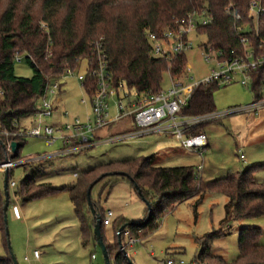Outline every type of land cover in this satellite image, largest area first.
Masks as SVG:
<instances>
[{"label":"trees","instance_id":"16d2710c","mask_svg":"<svg viewBox=\"0 0 264 264\" xmlns=\"http://www.w3.org/2000/svg\"><path fill=\"white\" fill-rule=\"evenodd\" d=\"M252 1L258 0H142L143 5L130 14L118 9L116 0H0V132H14L24 128L27 121L32 123L46 84L58 79L65 69H77L83 60L88 67V62H93L96 56L97 42L114 81L122 80L136 94L158 93L163 75L180 76L185 71L186 60L184 54L169 62L152 59L148 35L160 34L176 20L193 12L205 11L210 16L211 24L198 29L197 33L216 50L240 55L242 49L238 38L245 36L254 52L263 53L264 12L258 19L256 31H252L248 17ZM259 1L264 10V0ZM229 4L231 8L226 11ZM247 26L246 32L237 31V28ZM16 53L29 66V78L14 74ZM263 77L262 71L252 76L248 88L254 101L261 98ZM218 88L214 84L193 88L182 114L214 113L213 94ZM83 90L91 98L93 82L89 77H85ZM201 129L202 126L194 132L203 133ZM8 140L18 144L16 155L9 156L10 159L18 157L25 141L0 135V162L7 158L4 146ZM262 169L264 163L255 164L240 172L228 173L222 179L204 182L190 166L164 168L148 157L98 164L83 173L74 185L59 190L47 184H36L37 170H30L17 185V195L22 203H26L60 190L66 191L78 222L82 245L92 243L97 248L93 237L94 217L86 201L87 190L102 180L109 181L106 185L109 188L118 180L129 183L133 193L149 204L150 213L145 206L140 222L130 223L121 217L115 219L111 224V244L104 241V226L100 228L110 264H129L118 246L120 241L126 251L122 233L126 231L130 238L144 242L158 230L159 219L187 200L198 198L196 207L205 195L224 196L227 203L221 226L228 224L229 219L247 222L264 217V182L254 179V174ZM115 172L127 177L110 176ZM3 205L0 188V233L6 252L5 257L0 258V264H12L3 223ZM91 205L102 219L104 211L99 203L91 202ZM121 227L124 229L119 233ZM222 236L219 231L200 238L201 248L194 264H264V246L258 244L259 228L245 226L239 230L237 257L229 263L210 253V244Z\"/></svg>","mask_w":264,"mask_h":264},{"label":"rangeland","instance_id":"374dc122","mask_svg":"<svg viewBox=\"0 0 264 264\" xmlns=\"http://www.w3.org/2000/svg\"><path fill=\"white\" fill-rule=\"evenodd\" d=\"M116 1L118 9L130 14H134L135 9L138 10L139 5H143L142 0ZM191 40L193 47L185 54V75L184 78L179 79L183 85L200 82L209 75L211 69V65L205 63L201 56L200 46L205 43V38L192 36ZM86 71L87 63L83 60L74 70V75L75 77L84 76ZM14 74L17 77L29 78L31 70L24 62L15 63ZM238 81L239 77L237 76L233 84L219 87L214 92L215 114L228 113L231 110L252 104L254 95L249 88L241 86ZM169 87L170 81L166 73L162 77L160 88L166 91ZM82 100L86 102L85 106L80 104ZM56 101L53 118L42 120L46 125L58 121L64 123L73 119L83 121L87 117L89 97L75 78L61 81V90ZM110 110L112 113V102H110ZM63 114L65 116H62ZM132 129L129 121L116 123L97 133L98 137L100 136L102 139L97 140L96 145L85 153L36 162L26 170L24 167H16L9 172V179L20 185L28 175V171L37 170L34 175L36 184H49L50 187L59 190L74 185L83 173L98 164L148 158L155 155L158 159L155 161L156 165L164 168L188 165L195 170L196 166L201 165L202 169L198 177L204 182H209L222 179L228 173L240 172L251 165L264 163V106L259 109L256 115L252 113L230 114L218 121L203 125L201 132L207 135L209 148L205 150L202 159L197 156L183 155V151L177 143L165 135L152 134L121 141L112 140L131 132ZM59 148V142L48 146L43 139L27 138L18 151V157L14 159H35L39 156L53 154ZM168 149L173 152H169ZM175 152L179 155L178 157L174 158L168 155V153ZM241 155L245 158V163L240 162ZM3 177L4 172L0 171V188H2ZM255 179L264 182V169L255 174ZM122 182V185L131 189L132 206L140 203L139 197L133 193L130 184ZM108 183L109 181L102 180L91 189L90 200L92 203L98 201L103 208H107L110 202H113L110 197L109 202H105L106 195L110 190L109 187H106ZM197 199L187 200L173 207L159 219L158 230L145 242L126 248L127 257L132 264H165L167 260L194 264V258L201 248L199 239L208 233L219 231L223 236L210 244V253L227 263L232 262L237 257L238 232L245 226L260 229L261 236L258 244L264 246V217L247 222H234L229 219L228 224L221 226L225 218L227 199L221 195H205L195 207ZM15 206L19 212L22 207L26 211L20 215L17 227H14L10 222ZM6 220L8 243L17 264H25L23 258L27 253L26 250L28 248L32 250L33 246L39 243L40 238H45V235L58 238L63 232L61 224L64 223H61V220H66L65 223L68 224L71 222L73 223L72 227H77L68 194L64 190L26 203H22L21 200L17 201L16 205L9 202ZM104 227V237L111 240L113 237L111 224ZM46 249L48 248L42 247L44 253ZM91 253L97 257L98 263L103 264L98 248H94ZM5 255L3 235L0 233V258ZM50 257L52 258V255Z\"/></svg>","mask_w":264,"mask_h":264},{"label":"built area","instance_id":"2783aa9c","mask_svg":"<svg viewBox=\"0 0 264 264\" xmlns=\"http://www.w3.org/2000/svg\"><path fill=\"white\" fill-rule=\"evenodd\" d=\"M230 8L231 5L229 4L226 11ZM263 12L259 0L252 1L249 4L248 17L252 31H256L258 19ZM235 19H238V17L236 16ZM210 24L211 18L205 11L193 12L176 20L173 26L162 30L160 34H149L150 57L169 62L177 56L185 55L193 47L191 37L200 36L197 33L198 29L205 28ZM41 27L44 28L45 26L42 25ZM248 27L237 28V31L244 33L249 29ZM238 42L242 49L240 55H235L233 52L225 54L205 41L200 46L201 56L205 63L211 65L209 75L200 82L183 85L179 82V79L184 78L185 71L178 77H172L167 73L170 87L166 91L160 90L156 94H136L128 89L122 80L114 81L111 73L107 70L100 43L97 42L95 44L96 56L93 62H88L90 65L87 67L84 76L75 77L74 70L65 69L58 79L50 80L46 84L37 104V112L34 114L29 127L14 132H0V135L6 139L40 138L48 146L59 142V150L53 154L39 156L35 159H10L9 156L13 155L10 149L12 141L8 140L4 146L7 158L0 162V171L8 175L16 167H25L53 158L85 153L93 146L95 135L98 132L123 121L130 122L133 127L132 131L112 140L121 141L152 134L165 135L171 137L187 156H197L202 159L207 147V138L204 133H195L196 128L218 121L230 114L252 113L256 115L259 109L264 106L263 77L261 98L253 101L251 105L231 110L228 113H208L200 116H184L182 114L190 100L193 88L199 85L214 84L217 87H223L233 84L238 76L239 84L248 88L253 74L258 71H262L264 74V52H254L250 47L248 38L245 36H240ZM14 62H22V56L16 53ZM187 71H189L188 68ZM85 77H89L93 82V94L89 98V112L85 120L73 119L64 123L56 122L49 125L43 123V119L53 118L57 102L56 97L61 90V81L75 78L83 89ZM110 102H112V113ZM80 104L85 106L86 102L82 100ZM62 116H65V114ZM240 159L245 163L242 156H240ZM201 169V165L196 167L195 174L197 176H199ZM7 189L9 202L16 205L17 201H20L17 195V184L9 179ZM112 217V212L106 211L101 219V225H110ZM122 234L126 240V248L140 244L138 239L130 238L128 232L125 231ZM32 255L38 261L40 252L35 250ZM92 258L94 257L92 256ZM24 260L29 261L27 256L24 257ZM165 264H183V262L167 260Z\"/></svg>","mask_w":264,"mask_h":264},{"label":"crops","instance_id":"0c3cea01","mask_svg":"<svg viewBox=\"0 0 264 264\" xmlns=\"http://www.w3.org/2000/svg\"><path fill=\"white\" fill-rule=\"evenodd\" d=\"M25 124L26 125L24 128H27L30 126V122H28V123L26 122ZM98 133H100V132H98ZM206 138H207V147H206V149H207V148H209V139H208L207 135H206ZM100 139H102V137H100V136L98 137V135L96 134L95 140L93 142L94 144L91 148H93L96 145L95 142H97V140H100ZM168 150H169V152H173L171 149H168ZM181 151H183V150L181 149ZM184 154L185 153L183 151V155ZM168 155H171L174 158L179 156L176 152L175 153H168ZM241 156L243 157V155H241ZM189 157H191V156H189ZM152 158H153V163L156 165L155 161L158 159H156L155 155H152ZM49 160H51V159H49ZM49 160H45V161H49ZM244 161H245V158H244ZM42 162H44V161H42ZM240 162H242L241 159H240ZM29 166H31V165H28L26 167L29 168ZM190 167H192V166H190ZM24 169H25V167H24ZM254 179H255V174H254ZM255 181H257V180L255 179ZM257 182H260V181H257ZM122 183H123L122 181L121 182L118 181V182L114 183L113 185H111V188H109L110 190L106 195L107 197L105 199V202H109V200H108L109 197L113 199V202H110V204L108 205L107 208H103V206H101L98 201H95V202L99 203V205L101 206V208L103 209L104 212L105 211H111L112 212L113 217L111 219V224L113 223V221L115 219L120 218V217L125 219L126 221H128L130 223L140 222L143 219L145 204L143 203V201L140 200L141 201L140 203H136L134 206H132L131 201H132V195L133 194L131 192V189H129L127 186L125 187L124 185H122ZM47 185H49V184H47ZM70 205H71V203H70ZM71 207H72V205H71ZM25 212L26 211L24 210L23 207L21 208V212H19V210L17 211V208L14 207L13 217L10 219V222L12 225H14V227H17V223L19 222V218H21L20 215H23ZM19 213H21V214H19ZM74 218H75V216H74ZM70 220H72L71 217H70ZM75 220H76V218H75ZM65 222H66V220H61V223H64V224H61L62 225L61 231H63V232H61V235H59L58 238H55L54 236L51 238V236H47V235H45V238H40L41 240L38 241L39 242L38 244L33 246L32 250H29V248L26 250L27 253L25 254V256L28 257L29 261H25L23 258V262L25 264H102L101 262L98 263L97 257L91 253L94 250V246L92 243H88L85 246L82 245L77 220H76L77 225L75 224V226H77V227H72L73 223H71V222L69 224L65 223ZM104 230L105 229H103L104 241L107 244H111L113 242V237L111 240H107L104 237ZM42 247L48 248V249H46L45 253L42 251ZM35 250L40 252V257H39L38 261H36L32 255L33 251H35ZM47 252H49V253L46 254ZM87 254H88V256H87ZM50 255H52V258L50 257ZM92 256L94 258H92Z\"/></svg>","mask_w":264,"mask_h":264},{"label":"water","instance_id":"95a60500","mask_svg":"<svg viewBox=\"0 0 264 264\" xmlns=\"http://www.w3.org/2000/svg\"><path fill=\"white\" fill-rule=\"evenodd\" d=\"M10 149L12 151V154L16 155L17 150H18V144L15 143V142H12L10 144ZM110 176L127 177L126 174L121 173V172L112 173ZM101 178H99V179H101ZM7 181H8L7 173H4L3 184H2V192H3V196H4V205H3V209H2V211H3V223L5 225V235L7 237V249H8L9 255H10L11 262H12V264H17L14 256L12 255V252H11V249H10V246H9V243H8V230H7L6 211H7L8 204H9V193H8V189H7ZM90 191H91V187H89V189L87 190L86 201H87L88 207L90 208L91 214L94 217V222L95 223H94V227H93V237H94V240H95V245H96V247L99 249V251L101 253L103 264H110L109 257L107 255V251H106V247H105V244L103 242V238H102L101 231H100L101 218H100L99 215H96L94 210L92 209V205H91V201H90ZM140 199H141V201H143V203L145 204V206L148 209V212L150 213L149 204L147 202H144V200L142 198H140ZM123 229H124V227H121L119 229V233H121L123 231ZM118 246H119V249L122 252L123 256L127 260V262L129 264H132L130 259L127 257L126 251L124 250V248H123L122 244L120 243V241H118Z\"/></svg>","mask_w":264,"mask_h":264}]
</instances>
